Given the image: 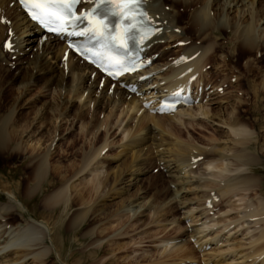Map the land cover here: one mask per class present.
<instances>
[{
	"label": "bare ground",
	"instance_id": "6f19581e",
	"mask_svg": "<svg viewBox=\"0 0 264 264\" xmlns=\"http://www.w3.org/2000/svg\"><path fill=\"white\" fill-rule=\"evenodd\" d=\"M170 2V4H166L165 0H146L152 21L156 27L160 28L150 41L143 44L145 46L144 59H150L151 65L144 68L139 74L130 75L115 81L113 89H110L109 86L112 81L105 77L102 80V87H99L98 83L101 80L99 73L89 64L80 61L73 53L70 52L68 57L63 59V52L66 48L64 39L43 32L35 22L26 17L17 0H0V63L9 67L14 65L15 70L22 72V75L15 77V80L12 77L14 81L9 83L16 84L14 86L16 87L17 95L13 101L8 105H2L0 101V156L6 154L8 157L12 156L13 153L14 155L21 153L22 155L28 154L29 159L28 174L21 181H18L15 185H9L7 182L0 180V189L8 194L6 197L0 195V264H28V260H31V263L46 264L52 259L49 254L52 250L57 253L58 257L61 256V251L59 252L55 244L56 240L52 236L53 228L50 227L48 220H38L33 216L27 219L21 211L19 212V208L29 211V207L17 194L18 186L23 188L22 192L29 198H32L39 189L46 186L47 190H45L48 194L44 198L43 207L47 206L52 210L56 206L62 205V212L64 213L72 209L81 199L83 207H81V210L72 213L68 223L72 230L78 228L84 222L89 210L96 206V203L94 206L89 205V199L83 201L82 196L72 199L70 197V191L74 188V181L72 180L75 176L77 177L78 173L87 169L92 172L104 169V178L93 181L92 185H94L90 192H87L88 194L92 192L89 195L91 197L95 193L97 198H100L97 202H100L99 206L101 208L96 210L100 212L107 209L109 207L108 202L116 198L121 191L124 193L126 190H130L144 179L143 176L145 177L149 170L148 165L152 156L157 158V163L160 164L157 168L161 172L165 171L168 180L171 182L174 197L181 193L182 199L178 201L180 205L192 201L184 195L187 194L184 189L188 191L189 185H193V193L196 192L195 188L198 189L197 193L201 192L203 188L214 190L213 193L210 190L206 193L204 189L201 192L202 196L200 198L202 200L204 197L205 201L203 204L207 205V209H203L200 215L206 214V210L213 208V204H216L220 197L236 196L238 190L247 191L257 185L260 186L259 178L245 170L250 171L252 165L263 164L264 155L260 152L263 151L264 146H259L258 148L253 146L254 150H251L252 143L248 138L251 132L248 127L253 125L242 119L240 114L242 105L240 106V101H238L239 97L234 95L235 98L233 99L237 100V106L230 110H228L227 104H219L216 112L209 114L211 111L208 108H204L203 104L204 107L201 104H196L195 107L189 105L186 108L176 110L174 113L160 114L156 108L160 100H156L152 106L145 108L146 106L142 103L144 100L142 95L150 93L156 94L155 96L157 97L179 90L184 93L186 92V84L190 82L194 74L196 76L193 84H195L197 89L201 86L203 92L204 84H202L203 77L201 78V76L204 74L202 71L205 66L204 62L208 58V54L211 57L210 55L213 53L210 51H213L214 48L220 52L223 51V46L217 41L218 38L212 35L214 33L221 35L222 32H228L232 38L234 37L232 40L228 38L231 40H228L231 43V49L226 52L228 53L226 56L232 59L243 53H246L247 57L252 56L253 52L264 48V38H262V33L264 32V25L262 26L264 24V0H251L250 3H247V1V5L245 0H170ZM166 5L169 6L167 7ZM176 5L183 9H189L184 24L179 23L180 13L175 7ZM90 6L89 0H82L78 10ZM259 23H261L260 26L258 25ZM188 27L194 28L195 33L198 34L197 42L193 39L192 43L190 38H186V29ZM9 29L11 30L10 33L8 32ZM163 29H165V32H162ZM177 36L179 37L178 39H183L182 41L185 43L186 40H189L187 41L189 43H186L185 47H183L185 49L184 53L170 62L160 64L157 60L163 57L167 50L160 49L163 45H159L158 39L162 37L166 39L177 38ZM9 37L13 43V49H5L6 51H4L3 44ZM149 45L150 47H148ZM152 50H156L158 59L154 58ZM194 54H197L196 57L188 60ZM251 56L245 61V66L249 71L252 70ZM10 58L14 59L11 63L9 62ZM145 75L147 77L144 79ZM262 80L264 82V76ZM122 84L135 85L136 90L130 91L122 87ZM37 87H40L39 95L43 93L44 96L51 95V98L43 101L41 98H37L34 93L32 97H35L31 102L32 109L34 108L33 118L28 120L29 115H22L19 111L30 98L29 96V98L25 99L24 96ZM217 87L214 88L213 85L211 86L212 89L209 88L206 92L208 93L211 89L212 94L218 95ZM205 93L201 96V100L206 96ZM254 94L255 96L257 95L256 93ZM75 100L79 101L77 108L73 107ZM35 103L37 107L34 105ZM91 104L92 109L90 108ZM153 106L154 108L151 109ZM120 107L128 113V116L133 113V116L129 117L135 119V123L125 127L129 136L127 135L128 140L122 144L121 150L114 154L115 156H109L112 162L111 167H107L110 161L106 162L107 160L101 156L102 150L107 145L106 140L101 146L99 145L97 148L94 146L88 151L86 150L87 152L85 151L79 166L76 165L77 163L66 165V167L65 165L50 163V156L52 155L50 149L60 135L59 130L62 128L63 123L68 122L69 126L73 125V123L80 124L81 134H83L84 128L88 127L89 130L94 132L96 137V134L101 133L99 131L100 127L104 126L106 129V125L108 123L110 125L111 122H108V118L114 115L113 110ZM139 111H142V114L140 112V116L135 117L134 115ZM102 112L107 113L105 119L97 120L96 113ZM90 113L92 118L90 117L91 120L86 121V117ZM185 114L192 117L200 114L201 116H206L212 122L218 121L217 123L220 122L228 126L230 134L234 136V138L228 136L232 141V145L227 147L226 145L218 146L216 144L210 150L209 148L198 147L180 140L177 134L173 132L175 126L172 121L176 119L180 122ZM32 122L35 125L39 123L40 127L42 124L51 125L46 131L48 133L47 140H49L47 146L44 144L46 137L44 138L41 135L33 139L35 130H31L32 135L29 134L30 131H26ZM149 122L152 125H148ZM23 136H27V141L24 142ZM257 137L261 140L262 136L258 133ZM10 149L16 151L10 152ZM199 156L201 157L200 159H203L199 165L203 164L205 171L213 169V171L208 173L210 178L208 176L202 177V175L194 176L190 174L193 172L191 166L197 162L195 158ZM228 163L233 165V168H229ZM69 166H74V168L70 170ZM214 169H217V171H214ZM235 170H240V172L238 171L239 173L229 177L225 175V172L233 171L235 173ZM62 171L66 173V176L73 173L71 177L67 176L65 180L63 178V181H61V177L64 176ZM123 174L125 176H122ZM208 197H210V204L206 200L209 199ZM140 198L141 195L136 197L137 202H134L135 205H140L141 201L143 202V200H139ZM250 202L252 203V201ZM251 203L250 205L249 203L247 204L248 209L246 212L244 211L245 216L255 218V221L264 220V199H258L253 205ZM126 205H132L131 201L126 203ZM168 206L170 205L168 204ZM172 208L174 207H171V211ZM188 209V216H183V218L193 222L192 212L194 210ZM213 218H210V221H214ZM206 220L203 222L204 227L206 226L204 229L218 224L216 221L207 224L209 219ZM95 228L93 226V229ZM177 228L180 229L179 227ZM200 229L198 228L196 232L203 231ZM47 238L51 240V246L47 245ZM196 240L200 241V237ZM215 241L217 242L218 240L215 239ZM253 242H259V246L250 255H253L254 258H259L263 254L261 264H264V228ZM98 243L100 244V241ZM206 243H201V249ZM61 263L66 264L63 261Z\"/></svg>",
	"mask_w": 264,
	"mask_h": 264
},
{
	"label": "rangeland",
	"instance_id": "374dc122",
	"mask_svg": "<svg viewBox=\"0 0 264 264\" xmlns=\"http://www.w3.org/2000/svg\"><path fill=\"white\" fill-rule=\"evenodd\" d=\"M250 1L251 0H245V3H250ZM165 3L170 4L171 2L170 0H165ZM166 6L168 7L169 5ZM175 7L180 13L179 23L184 24L189 9H183L179 5H176ZM258 25L260 26L261 23ZM263 25L264 24H262V26ZM163 30L162 32H165V29ZM186 33L187 39L190 38L192 43L193 39L197 42L198 34L195 33L194 28L188 27ZM212 35L218 38L217 41L223 46V51L220 52L214 48V52L210 51L213 53H210L212 58L209 57L208 54V58L204 62L205 66L202 69L204 73V76H201V78L203 77L202 83L210 86L214 85V88L219 85L223 87V89L222 91L217 90V93L219 94L215 95L212 94L211 88L209 90L210 92L208 91V93H205L206 96L203 100L196 104H203L205 107L202 106L208 108L209 111H211L209 114H211L216 112L219 104H227L229 108L228 110L234 108L237 106V100L235 101L233 98H235V96L239 97L238 101H240V106L242 105L240 107V110H242L240 112L241 117L253 125L248 127L251 132L248 136L252 143L251 150H254L253 146L255 148L264 146V82L262 80L264 76V48H261V50L257 49V52H253L252 56L250 55L252 58V60L250 59V61H252L251 72L245 66V61L250 57H247L246 53L239 54L234 59L226 56V54H228L226 52L231 49V43L229 41L234 39L230 33L222 32L221 35L215 33ZM178 38L179 37L177 36V38L166 39L162 37L158 39L159 45H163L160 49L167 50L163 57L157 60L160 64L170 62L175 57L180 56V53H184L185 49L183 47H185V45L182 46L181 44H177V41H182L183 39ZM262 38H264V32L262 33ZM187 41L189 40H186V43L188 44L189 42ZM3 50L6 51L4 46ZM152 53L154 54V58L158 57L156 50H152ZM12 61H14V59L10 58L9 62L11 63ZM20 75H22V72L15 70L14 65L9 67L0 63V101L2 105H8L11 103L17 95V90L14 86L15 83H9H12ZM233 77H235V79H233ZM99 87H101L100 84ZM39 90L40 87L33 88L24 96L25 99L29 98V96L30 98L22 106L19 112L22 115H29L28 120L33 118L34 108L32 109L31 102L35 96L41 98L43 101L51 98V95L48 94V96H44L43 93L39 95ZM34 93L36 95L32 97ZM254 93L257 95L255 96ZM78 104L79 101L75 100L73 107L77 108L76 106H78ZM196 104L191 107H195ZM34 105H36V103ZM90 108L92 109V104L90 105ZM113 111L114 115L108 118V122H111L110 125L108 123L106 129L104 126L100 127L99 131L101 133L96 134V137L94 132L89 130L88 127H85L84 131H86H83V134H81L79 128L80 124L73 123V125L69 126L68 122L63 123L62 128L59 130L60 135L56 138L54 142L55 144H53L50 149V153L52 152L50 163L60 164L61 166L65 165V167L66 165H72V163L74 165L77 163L76 165L79 166L81 158L85 155V151H88V149L94 146L96 148L99 147V145L101 146L105 140L107 145L105 149L102 150L101 156L107 160L106 162H109V158L115 156L114 154L121 150L122 144L128 140V134L125 127L129 126V124L133 125L135 123V119L130 118L131 115L133 116V113L131 115L129 114V117L128 113H126L125 110H122V107ZM140 112L142 114V111H139L136 113L137 116H134L139 117ZM106 114V112L99 114L96 113L97 120L105 119ZM185 115L187 116V114ZM185 115H183L180 122L176 119L172 121L175 126L173 132L177 134V137L180 140L198 147L209 148L210 150L213 146L215 147L216 144L218 146L226 145L227 147L232 145L230 137L234 138V136L233 134H230L231 132L228 126L221 124L220 122L217 123L218 121L212 122L206 116H201L200 114L199 116L193 115L194 117L190 115L186 117ZM90 117L91 113L86 117V121L91 120L92 117ZM149 124L152 125L150 122L148 125ZM33 125H35L34 122H32L26 131H30L29 134L32 135V131L35 130V134L32 137L33 139L41 135H43L44 138L46 137L44 144L47 146L49 140H47L48 133L46 131L51 125L42 124L40 127L38 123L35 125L36 129H34L35 127H33ZM107 129L109 130L106 131ZM43 130L45 131L42 132ZM258 133L263 137H261V140L257 137ZM258 138L260 142L258 141ZM23 140L24 142L27 141V136H23ZM223 143L225 144L223 145ZM254 143L256 144L254 145ZM9 151L15 152L16 150L10 149ZM260 153L264 155V149ZM101 156L99 157L101 158ZM153 157L154 156H152V158ZM152 158L148 165L149 170L145 174V177L143 176L144 179L134 185L135 187H132L133 189L126 190L124 193L121 191L117 197L114 195L116 198L110 200V202H108L109 207L101 212L96 211L97 208H101L99 206L100 202H97L100 198H97V194L95 193H93L91 197L89 195H91L92 192L90 194L87 192H90L94 185H92V183L104 178V169L102 171L95 170L94 172L90 170L88 171L87 169L84 172L78 173L77 177L75 176L72 180L74 181V188L70 191L71 199L82 196L83 201L89 199L88 204L94 206L96 203V206L89 210V213L85 216L84 222L78 228L73 230L68 223L70 222L72 213L81 210V207H83V205H81V199L72 209L67 213H64L62 212V205L56 206L52 210L47 206L43 207L44 198L46 194H48L46 186L39 189L32 198L27 197L24 192H22L23 188L18 186L19 190H17V194L29 207V211L19 208V212L21 211L27 219H30V217L33 216L38 220H48L50 227L53 228L54 232L52 236L57 242L56 243L54 240L59 252L61 251V256L58 257L57 253L52 250L49 253L52 259L46 264H63L61 263L62 261L66 264H215V262L216 264H261L263 254L262 257L259 258H254V256L250 254L259 246V242L256 243L253 242V240L256 239L258 234H260V231L264 228V220L255 221V218L246 217L244 211H247V204L249 203L250 205V201H252L251 204L253 205L258 199H264V162L261 165H252L250 171L245 170L259 178L260 186L257 185L247 191L238 190L236 196L220 197L216 204H213V208L206 210V214L200 215L203 209H207V205L205 206L203 204L205 201L204 197L202 200L200 198L202 196L201 192L205 190L207 193L210 189L203 188L204 190L202 189V191L200 190L201 192L197 193L198 189L195 188L196 192L193 193V185H189V187L187 185L189 192L184 189V192L187 194H183L187 199L192 201L180 205L178 201L179 199H182L181 193L178 194L177 197H174L172 194L173 186L168 180L165 171L161 172L159 168H157L160 166V164L157 163V158ZM28 160V154L22 155L19 153L14 155L13 153L12 156L8 157L6 154L0 156V176H2L0 177V180L7 182L9 185H15L18 181H21L22 178L28 174ZM202 160L203 159H199L197 162L193 163L191 166L193 172L190 174L194 176L202 175V177L208 176V178H210L208 173L213 171V169L205 171L204 165H199ZM111 163L112 162L110 161V163H108L109 166L107 167H111ZM228 164L229 168H233V165H230V163ZM68 168L72 170L74 166H69ZM214 171H217V169H214ZM233 171L225 172V175H228L229 177L240 172V170H238L239 172L235 170V173ZM63 172L64 171H62V175L64 176L61 177V181H63V178L65 180L67 176L71 177L73 173L72 172L70 175L66 176V173ZM122 176H125V174ZM216 179L219 180L218 178ZM213 191L214 190L211 192ZM6 193L7 192L0 189L1 196L6 197L8 195ZM138 195H141L139 200H143V202L141 201L140 203L141 206L135 205L137 202L136 197ZM208 198L210 200V197ZM127 201L129 203L131 201L132 205H126V203H128ZM168 204L171 207H174L172 208V211L170 206L167 207ZM188 208L194 210V212H192L193 222L183 218V216H188ZM208 217L211 219L214 217V221H212H216L218 224H214L215 227L211 225L207 227V229H204L206 228L203 224L205 219H209L207 224L213 223ZM227 224H229V226H227ZM223 225H226L225 228ZM93 226L96 228L93 229ZM198 228H201L200 230L203 231L196 232V230L198 231ZM199 237L200 241H197L196 239ZM215 239L218 241L216 242ZM99 241L100 244L98 243ZM46 243L48 246H51V240H49V238L46 239ZM201 243H206L202 246V249L200 247V245H202ZM181 244H184L185 246H180ZM27 263L39 264L37 262L31 263V260H28Z\"/></svg>",
	"mask_w": 264,
	"mask_h": 264
},
{
	"label": "snow or ice",
	"instance_id": "6c2138e0",
	"mask_svg": "<svg viewBox=\"0 0 264 264\" xmlns=\"http://www.w3.org/2000/svg\"><path fill=\"white\" fill-rule=\"evenodd\" d=\"M30 3L32 4L34 7L32 10H30L28 12V15L31 17L32 20L34 21H39L41 24H45L46 25V21L52 18H55L57 20L62 19V16L59 14V12H50L49 9L47 7H45V5H56V4H68V6L70 7V3L69 0H20V3L23 5L24 3ZM74 2V0H73ZM101 3L105 2V0H100ZM109 2H111V0H109ZM144 0H116V3L120 4V5H132V6H137L140 5L141 3H143ZM124 14V11H121V15ZM138 16H142V17H146V13L141 11L137 14ZM133 19H135V17H133ZM101 25V28L96 29L94 31H97L98 34L101 37L105 36V31L107 29V25L104 24L103 21H99L98 22ZM51 30H55V29H51ZM63 30V29H61ZM177 31H179V29H177ZM127 32L128 30H124L123 33L119 34V35H111L110 39L113 42H118L120 44V46L122 47H126V41H127ZM142 38V37H141ZM71 47V45H70ZM5 48L12 50L13 49V45L10 42H6L5 43ZM111 74V73H110ZM233 79H235V77H233ZM222 91V89H221ZM171 111L172 107H168L167 109L164 107H161L160 111Z\"/></svg>",
	"mask_w": 264,
	"mask_h": 264
}]
</instances>
